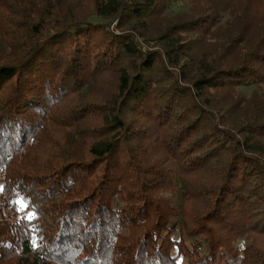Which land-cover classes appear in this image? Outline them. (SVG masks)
Masks as SVG:
<instances>
[{
	"label": "trees",
	"instance_id": "trees-1",
	"mask_svg": "<svg viewBox=\"0 0 264 264\" xmlns=\"http://www.w3.org/2000/svg\"><path fill=\"white\" fill-rule=\"evenodd\" d=\"M52 1L0 0V264H264L238 245L264 236V2ZM225 21L241 37L203 64L187 37ZM114 68L109 107L87 90Z\"/></svg>",
	"mask_w": 264,
	"mask_h": 264
},
{
	"label": "rangeland",
	"instance_id": "rangeland-1",
	"mask_svg": "<svg viewBox=\"0 0 264 264\" xmlns=\"http://www.w3.org/2000/svg\"><path fill=\"white\" fill-rule=\"evenodd\" d=\"M257 1L258 0H254L255 3ZM262 1L264 2V0H259L258 2L261 3ZM53 2H54V0L52 1V3ZM93 8H94L93 7V1H89V2H86L83 6L78 4L76 10H80V12L81 11L83 12L86 10L92 11ZM182 8H184L183 5L175 7L172 10L173 14H176L179 11H181ZM25 11L31 12V10L26 8V7H25ZM173 14H171V15H173ZM24 20L28 21V18L25 15H24ZM164 20H166V19H163V20L156 19L154 21V25H157L159 27H163L161 25L164 24L165 25L164 27L167 28L172 23L169 19H167L166 21H164ZM109 21L111 22L110 28L113 31L119 33L121 31V29L118 28V22L113 20V19H111ZM152 24H153V22H152ZM134 25H140V27L138 29L139 32L144 31L143 29L145 27H142L141 24H134ZM131 27L132 26L127 25L124 27L125 28L124 30L125 31L130 30ZM148 30H149V26H148ZM241 35L242 34H239V33H233L230 24L227 23V21H225V22H222L221 25L218 24L214 28V30L212 32H210V34H207L205 37L202 38V37L198 36V34H196L192 37H190V36L187 37L188 40L186 42H191V45H197L198 47L202 48V50L205 54H203V60H201V61L203 62V64H205L204 62H206V60H204V59L206 57H209L210 54H212V53L215 54L216 52L220 51V47H222V45H227L230 42L229 39L232 36L233 37H237V36L241 37ZM99 37H100V35H98V36L96 35V37H94V40H93L94 46H95V44L96 45L102 44ZM159 44L160 43L158 41H155V40H150V41H144V39L142 40V45H143L144 49H146V50L158 51L160 49ZM136 61H137L136 59L134 60L132 58L126 57V58L121 60V63L123 62L124 65H126L130 70H132V74H134L136 71H134L132 69V65L134 66ZM190 66H191V64H190ZM116 68L107 72L103 76V78L100 79V81L97 85H93L87 90V92L94 94V98H96L97 100H100L102 102L105 101V103H107L109 105V107H111V104H113V102H114L115 96L118 94V89H117V87H118L117 86L118 85V81H117L118 74H117ZM159 69L160 68L157 67L155 69V71H152L150 77L153 78L154 76H156V77L158 76V78L154 77V79H156L158 81L157 87L159 90H161L162 88H164L168 84V82H166V81H169V80L166 78V75L164 73L160 72L161 69L160 70ZM239 90H240L241 96H243L242 98L245 99L246 97H248L250 90H245V89H239ZM74 104H72L70 107L74 106ZM128 115H130V114H128ZM240 117H241V121H245L247 118L246 116H243V115ZM91 125H92V127L87 128V129H88V131H91L92 136L91 135H85V133L83 132V134H84L82 136L83 141H86V142L91 141V137H94L92 140V141H94L96 138H100V137L102 138V137L107 135L108 130L105 128V126H107V125L102 120L95 118L91 122ZM103 128H105V129H103ZM58 136H64V134H60ZM71 138L74 139L73 136ZM83 141H81V142L85 143ZM153 149H154V153H157V150L155 148H153ZM61 152H62V149H57V154L61 153ZM83 156L85 158L89 157L87 154V151L83 154ZM122 157H123V159H125V157H126V154L124 152L122 153ZM46 159H47V161H51V162L53 161L52 157L49 154L47 155ZM168 164H169V162L163 164V166L166 168L168 166ZM101 170H102V168H99V170L97 172V176L94 175L92 178H90V182L96 181V179L98 177V173ZM199 174L205 176L206 171H202ZM178 187H175V191L172 190V188L167 189L166 190L167 192H165V193L161 192V195H163L166 199H172V197L175 198L176 194H177L176 192L180 191V190L178 191V189H177ZM1 190H2V184L0 182V193H1ZM5 196H7V195H5ZM5 196H0V201H1V198H4ZM2 210L4 211L5 214H7L11 217V220L13 222V207L10 204H8L6 207L2 208ZM256 241L258 242L259 245L263 246L264 245V236L263 235L257 236V234H251L249 237L244 236L238 242V245H239V247H243L244 245H248V244H256Z\"/></svg>",
	"mask_w": 264,
	"mask_h": 264
}]
</instances>
